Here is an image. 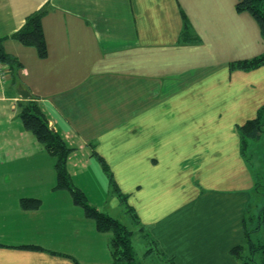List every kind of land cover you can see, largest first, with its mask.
Returning <instances> with one entry per match:
<instances>
[{
  "label": "crops",
  "instance_id": "1",
  "mask_svg": "<svg viewBox=\"0 0 264 264\" xmlns=\"http://www.w3.org/2000/svg\"><path fill=\"white\" fill-rule=\"evenodd\" d=\"M238 1L0 0V50L14 60H0V264L112 261L110 234L55 188L54 160L24 127L31 99L71 148L70 179L89 149L169 260L238 264L256 188L238 126L264 105V63L230 67L264 53ZM37 11L43 56L11 36Z\"/></svg>",
  "mask_w": 264,
  "mask_h": 264
},
{
  "label": "trees",
  "instance_id": "2",
  "mask_svg": "<svg viewBox=\"0 0 264 264\" xmlns=\"http://www.w3.org/2000/svg\"><path fill=\"white\" fill-rule=\"evenodd\" d=\"M235 8L237 11H246L256 20L259 31L264 38V0H239ZM41 11L28 15L23 26L13 32L11 36L26 45H32L37 50L38 55L45 54L44 36L41 26ZM186 24L184 29H186ZM187 32V30H186ZM185 32V33H186ZM190 37L182 39L187 41ZM0 60L12 63V57L7 56L0 50ZM264 63V53L251 59L237 60L230 63L232 68L250 69ZM20 118L24 127L34 134L37 140L42 144L44 149L55 158L56 184L55 188H63L70 191L75 204L83 209L85 217L93 219L98 231L109 233L108 247L112 256L110 264H140L135 259V253L132 245L133 232L118 219L104 213L97 207L87 202L85 193L71 183L70 175L67 169V158L71 152L63 139L48 127L44 114L40 111L35 100L31 99L23 103L20 107ZM264 126V105L258 109L256 116L246 120L238 126V132L241 138V149L248 140L259 139ZM100 161L101 158L98 156ZM264 160V158H263ZM106 168V167H105ZM257 181V176L254 175ZM264 179V178H263ZM114 187V182L112 181ZM264 185V181L261 184ZM257 187V183L255 184ZM115 188V187H114ZM123 198V197H122ZM25 205H36L35 200H23ZM131 211L130 208H127ZM135 217V214H133ZM136 218V217H135ZM256 226L251 229L248 227L246 217L243 220L245 243L238 244L231 248L230 253L234 256L238 264H264V242L252 241L250 233L258 230L264 225V204L256 216ZM247 250L248 255H244ZM258 256V260L254 257ZM247 256V258L245 257Z\"/></svg>",
  "mask_w": 264,
  "mask_h": 264
},
{
  "label": "rangeland",
  "instance_id": "3",
  "mask_svg": "<svg viewBox=\"0 0 264 264\" xmlns=\"http://www.w3.org/2000/svg\"><path fill=\"white\" fill-rule=\"evenodd\" d=\"M240 150L242 157L249 163L254 175L257 176V181L255 179L257 187L254 189V195H252L247 206L248 210L245 213L248 227L253 229L257 223L256 216L264 204V185H261L264 181V126L260 138L248 140L242 149L240 147ZM85 152L75 151L72 160H70L75 176H72V181L70 180L72 185L84 187L88 198H90L87 201L88 203L94 201L98 209L118 219L127 228L132 230L134 255L140 264H176L175 261L168 259L159 243L153 238L151 231L147 228H142L141 224L137 225V221H134L136 213L128 204V194L122 193L120 190H115L112 184L110 186L107 181V175L102 171L97 159L89 156V149H85ZM42 156H47L49 167L52 168L50 162H53V160L55 162V158L46 155L45 151ZM193 184L195 188L199 190L203 189L199 180H196ZM117 198L119 199L118 201ZM194 204L196 205V202ZM127 208H131V211ZM133 214H135V217ZM250 236L255 243L257 241L264 242V225L258 230L252 231ZM248 253L245 250L243 254L248 255ZM245 257L247 258V256ZM254 257L258 260L257 255H254Z\"/></svg>",
  "mask_w": 264,
  "mask_h": 264
}]
</instances>
